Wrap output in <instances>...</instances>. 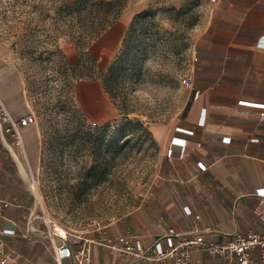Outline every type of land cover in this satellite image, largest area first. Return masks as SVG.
I'll list each match as a JSON object with an SVG mask.
<instances>
[{
    "label": "rangeland",
    "instance_id": "1",
    "mask_svg": "<svg viewBox=\"0 0 264 264\" xmlns=\"http://www.w3.org/2000/svg\"><path fill=\"white\" fill-rule=\"evenodd\" d=\"M46 3L0 0V99L11 113L29 111L37 119L41 156L27 166L37 188V215L52 231L61 226L91 237L133 213L163 172L167 149L152 129L183 119L191 100L185 81L194 82L198 43L222 4L129 0L119 21L91 46L96 63L68 67L55 46L70 64L79 51L64 39L55 42ZM144 12L152 13L149 25L130 34ZM122 54L114 100L103 77ZM14 93L18 97L3 99ZM124 110L132 111V123ZM7 264L19 263L8 258Z\"/></svg>",
    "mask_w": 264,
    "mask_h": 264
},
{
    "label": "crops",
    "instance_id": "2",
    "mask_svg": "<svg viewBox=\"0 0 264 264\" xmlns=\"http://www.w3.org/2000/svg\"><path fill=\"white\" fill-rule=\"evenodd\" d=\"M219 2L221 13L198 43L195 85L189 89L183 119L152 129L157 142L173 155L166 153L163 172L133 213L91 237L77 235L96 241L90 264H177L121 254L112 245L123 236L139 249L156 243L166 249L164 237L170 230L188 239L203 234L218 245L229 244L237 232L264 233L256 213L261 202L257 191L264 189V117L261 110L239 104H264V0ZM196 90L201 95L194 99ZM14 97L18 95H3L6 101ZM12 114L23 117L29 111ZM21 140L18 145L0 125V228L9 261L77 264L74 259L56 260L55 250L63 241L37 215V196L21 172V163L27 169L41 156L36 124L22 129ZM260 254V249L253 251L255 258ZM189 264L239 262L200 248L192 252Z\"/></svg>",
    "mask_w": 264,
    "mask_h": 264
},
{
    "label": "built area",
    "instance_id": "3",
    "mask_svg": "<svg viewBox=\"0 0 264 264\" xmlns=\"http://www.w3.org/2000/svg\"><path fill=\"white\" fill-rule=\"evenodd\" d=\"M185 86L189 89L194 87L192 79L185 81ZM201 92L196 90L194 99H197ZM240 106L248 108H256L262 111L261 117H264V104L253 103L248 101H240ZM37 119L34 114H28L23 117H15L10 109L0 99V125L5 132L16 138L18 145L22 144L21 131L23 128L36 124ZM168 156L173 155L170 150ZM257 196L261 199L256 213L264 224V189L257 191ZM4 218L0 212V219ZM52 223V222H50ZM66 235L58 233V237L63 243L55 250L56 260L61 263L66 259H74L77 264H90L92 255V246L95 240L86 239L82 236L73 235L66 231ZM5 231L0 228V264H7L8 256L6 254V243L3 239ZM167 241V248L163 249L159 243L152 245L146 249H139L134 240L129 237L117 238L112 248L116 249L123 255L133 256L141 260L164 261L168 259L174 260L177 264H189L193 251L206 248L213 254H227L230 257H236L239 264H264V233L248 232L246 234L237 232L233 235V240L227 245H218L206 240L203 234L197 235L195 238L188 239L170 230L164 237ZM76 246H81L76 248ZM260 249V257L255 258L253 251Z\"/></svg>",
    "mask_w": 264,
    "mask_h": 264
},
{
    "label": "trees",
    "instance_id": "4",
    "mask_svg": "<svg viewBox=\"0 0 264 264\" xmlns=\"http://www.w3.org/2000/svg\"><path fill=\"white\" fill-rule=\"evenodd\" d=\"M128 2L129 0H47L44 9L48 20L54 23L52 34L55 42L64 39L79 51L76 63L70 64L64 52L56 45L55 52L62 59V63L68 67L78 66L82 61L96 63L90 54L91 46L119 21ZM151 15V12H144L136 16L129 33L149 25ZM122 68L123 54L109 66L103 77L104 88L114 100H117V97L113 95L112 82L121 75ZM122 114L126 123H132L133 120L129 117L132 111L124 110Z\"/></svg>",
    "mask_w": 264,
    "mask_h": 264
},
{
    "label": "bare ground",
    "instance_id": "5",
    "mask_svg": "<svg viewBox=\"0 0 264 264\" xmlns=\"http://www.w3.org/2000/svg\"><path fill=\"white\" fill-rule=\"evenodd\" d=\"M11 148V147H10ZM12 149V148H11ZM12 151H13V153H14V155L17 157V159L19 160V156H18V154L12 149ZM170 151V150H169ZM168 151V152H169ZM15 157V158H16ZM21 163V162H20ZM21 166V172H22V175H23V177H24V179H25V181H26V183H28V185H29V187L31 188L30 190H32L34 193H36L37 192V188H36V186L30 181V176H29V174H28V171H27V169H26V167H25V165L24 164H20ZM39 198H41V196H40V194H39ZM42 200V199H41ZM40 202V201H39ZM42 202H43V200H42ZM53 231L54 232H57V234L58 233H61L62 235H66L67 233H66V230L64 229V228H62L61 226H56V228L55 229H53Z\"/></svg>",
    "mask_w": 264,
    "mask_h": 264
}]
</instances>
